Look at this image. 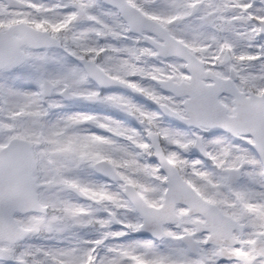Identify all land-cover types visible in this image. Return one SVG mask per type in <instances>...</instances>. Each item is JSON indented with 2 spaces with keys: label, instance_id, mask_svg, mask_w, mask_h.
<instances>
[{
  "label": "snow or ice",
  "instance_id": "snow-or-ice-1",
  "mask_svg": "<svg viewBox=\"0 0 264 264\" xmlns=\"http://www.w3.org/2000/svg\"><path fill=\"white\" fill-rule=\"evenodd\" d=\"M0 264H264V0H0Z\"/></svg>",
  "mask_w": 264,
  "mask_h": 264
}]
</instances>
